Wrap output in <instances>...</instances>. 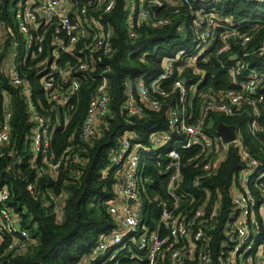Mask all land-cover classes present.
<instances>
[{
	"label": "built area",
	"instance_id": "built-area-1",
	"mask_svg": "<svg viewBox=\"0 0 264 264\" xmlns=\"http://www.w3.org/2000/svg\"><path fill=\"white\" fill-rule=\"evenodd\" d=\"M251 1V0H246ZM264 3V0H252ZM164 2L174 9L164 17L157 9ZM219 0H125V29L130 39L137 37L136 28L141 24L162 26L182 18L176 32L187 38V44L161 62V71L150 82L138 79L126 88L122 107L130 115L143 112V104L151 110L164 108L167 128L153 133L148 143H141L129 132L119 138L117 147L109 156L100 178L112 172L115 177V198L108 206L114 228L104 233L96 246L84 254L79 264H119L127 259L131 264H212L210 242L213 230L219 225L220 196L207 197L200 205L181 204L180 192L183 163L198 160L204 172L212 174L226 160L230 147L237 148L247 167L236 172L229 187L230 209L220 223L218 260L220 264H264V203L258 202L251 192L249 180L264 185V168L261 159L245 147L238 126L234 138L224 141L213 130V115L240 117L246 115L247 131L255 136L264 130L259 123L260 107L264 102L262 85L264 73L251 67L247 55L236 51L244 46L251 35L240 36L241 20L224 16L217 10ZM116 0H8L7 19L0 14V53L4 52L0 72L7 74L10 83L21 87L26 98L27 112L33 122L30 135L32 149L29 167L38 177L53 172L68 160L81 161L72 143L59 154L50 149V138L55 123L44 115L33 102L32 89L26 83L18 65L29 57L35 58L46 48L48 54L39 63L40 80L45 99L51 107L57 106L55 121L62 117L64 123L73 114L70 103L79 90L81 77L74 74L69 61H59L62 53L76 61L77 72L87 71L89 63L82 61L87 53L97 57L113 54L112 27L105 23L102 13L111 11ZM260 51H264V42ZM212 53L225 69L231 87L207 88L200 91L206 70L198 63H206ZM195 78L194 83H189ZM169 82V83H167ZM162 84L168 85L163 87ZM108 81L102 78L95 86L80 125L79 140L87 142L99 134L102 119L109 112ZM0 106V157L21 158L9 148L11 107L9 95L2 92ZM171 97L173 100H171ZM199 105L195 108L194 101ZM54 108H52L53 110ZM222 123V122H218ZM226 125V124H225ZM197 152L184 159L187 151ZM264 155V143L259 147ZM166 157V194L169 206L161 203L157 225L150 228L142 221V196L140 183L145 158ZM14 163V164H15ZM13 165L8 164V168ZM260 170L257 172L256 170ZM257 172V173H255ZM1 180V179H0ZM27 190L33 199L40 195L41 202L52 204L57 221H62L64 196L51 190L39 193L35 183L28 182ZM130 200L131 202H128ZM157 201V197H153ZM9 192L0 186V241L8 237L5 255L23 254L34 242L30 229L31 217L26 209L16 210L9 205ZM25 224V225H24ZM163 228L165 233L161 234ZM0 264H5L0 261Z\"/></svg>",
	"mask_w": 264,
	"mask_h": 264
},
{
	"label": "trees",
	"instance_id": "trees-1",
	"mask_svg": "<svg viewBox=\"0 0 264 264\" xmlns=\"http://www.w3.org/2000/svg\"><path fill=\"white\" fill-rule=\"evenodd\" d=\"M124 1L116 0L115 7L111 11L102 13L104 22L112 27L114 33L113 54L110 57H97L95 53L90 55L87 53L89 58L82 57L81 60L89 63V69L77 72L75 58L66 53L61 54L59 61H69L74 74L77 73L81 77L79 90L70 100L74 107L73 114L66 123L62 117L56 123L55 113L59 107H51L52 105L47 103L40 80L42 74L38 70L39 63L48 54V50L45 48L41 55L35 58L29 57L18 65V71L25 83L32 89L33 102L52 124L58 125L52 129L50 149L55 154H59L70 142L78 152L80 162L68 160L57 168L53 175L42 177H38L36 171L29 167L33 122L27 112L26 98L20 94L21 87H14L7 74L0 72V106L3 102L2 92L10 97L8 146L15 151L17 157L21 158V162L16 164V157L11 159L0 157V186L8 188L9 205L16 210L25 208L26 215L31 217V224L36 225V229L28 227L34 242L23 254L5 255L8 237L3 236L0 241V261L5 264H79L81 257L93 250L100 237L115 227L107 209L115 198L113 188L116 179L112 172L105 179H101L100 175L109 162L111 151L117 147L119 138L127 131L138 141L146 144L153 133L167 128L164 108L151 110L143 104L142 114L129 116L122 104L129 84L134 86L138 79H142L144 83L150 82L161 71L163 58L173 55L187 44V38H183L175 30L182 18L178 17V20L173 21L174 18L172 22L162 26L141 24L136 28L137 37L130 39L124 23ZM7 3L8 0H0V14L3 20L7 19ZM217 5L221 15L242 21L243 24L239 27L240 36L250 34L252 37L244 46L237 45L236 51L240 55L244 52L248 53L247 59L251 67L264 73V51H260L264 42V3L252 0H219ZM174 8L164 2L163 7L157 9V15L167 16ZM4 52L0 53V67ZM198 64L206 70L205 80L199 87L200 91L232 86L225 69L219 65L215 53L210 55L206 63L200 61ZM102 78L108 81L109 112L102 119L99 134L87 142H82L78 138L80 125L94 86ZM194 82L195 78H191L188 84ZM162 86L168 87L165 84ZM261 92L264 95V83ZM194 105L196 108L199 101H194ZM259 107V123L264 128V102ZM212 115L213 130L218 122L238 126L245 147L251 155L261 159L263 165L260 169L264 168V155L259 151V147L264 143V130L252 136L247 131L246 115L240 117H225L217 113ZM196 152L197 149L187 151L183 158L192 157ZM8 164L14 166L8 168ZM165 164L164 154L159 158H145L143 161L140 183L141 215L142 221L150 228L157 225L161 203L167 206L171 203V199L166 194V174L163 171ZM246 167V162L234 147L229 148L226 160L212 174L204 172L198 160L183 163L179 189L183 195L182 205L197 206L207 197L210 201H214L216 193L220 196V222L213 230L214 236L210 242L212 264H220L217 245L220 223L230 209L229 187L234 181L236 172ZM254 179L252 177L249 180L251 192L258 202L264 203V185L254 184ZM28 182L35 183L39 193L51 190L57 195L64 196L61 222L57 221L52 204L42 203L40 195L37 199H33L27 190ZM154 196L157 197V201L153 200ZM160 232L165 233L163 228ZM262 235L264 236V230ZM119 264H131V262L123 259Z\"/></svg>",
	"mask_w": 264,
	"mask_h": 264
},
{
	"label": "water",
	"instance_id": "water-1",
	"mask_svg": "<svg viewBox=\"0 0 264 264\" xmlns=\"http://www.w3.org/2000/svg\"><path fill=\"white\" fill-rule=\"evenodd\" d=\"M217 134H219L224 141H230L234 138V128L233 126H228L223 123L217 124ZM128 202H131L128 200Z\"/></svg>",
	"mask_w": 264,
	"mask_h": 264
}]
</instances>
